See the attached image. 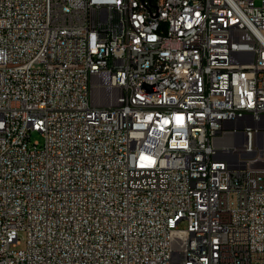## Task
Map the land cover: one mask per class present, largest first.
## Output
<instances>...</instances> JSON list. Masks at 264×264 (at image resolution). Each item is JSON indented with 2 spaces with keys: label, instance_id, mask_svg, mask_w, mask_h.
<instances>
[{
  "label": "built area",
  "instance_id": "1",
  "mask_svg": "<svg viewBox=\"0 0 264 264\" xmlns=\"http://www.w3.org/2000/svg\"><path fill=\"white\" fill-rule=\"evenodd\" d=\"M187 253L264 264V0H0V264Z\"/></svg>",
  "mask_w": 264,
  "mask_h": 264
},
{
  "label": "bare ground",
  "instance_id": "2",
  "mask_svg": "<svg viewBox=\"0 0 264 264\" xmlns=\"http://www.w3.org/2000/svg\"><path fill=\"white\" fill-rule=\"evenodd\" d=\"M96 48L109 49V59H117L116 47H110V35H103V40L96 41ZM101 61H108V50H99ZM195 144V134H187V143H182V152H191ZM173 157V150H164L163 158ZM185 164H192V155H185ZM199 261V254L187 253L180 256V264H192Z\"/></svg>",
  "mask_w": 264,
  "mask_h": 264
},
{
  "label": "rangeland",
  "instance_id": "3",
  "mask_svg": "<svg viewBox=\"0 0 264 264\" xmlns=\"http://www.w3.org/2000/svg\"><path fill=\"white\" fill-rule=\"evenodd\" d=\"M257 4H259V2H257ZM32 142H35V141H40L41 143H43V137L40 135V134H38V133H34L33 135H32ZM179 228L180 229H185L186 228V223L185 222H182V223H180V225H179ZM25 235L24 234H21L20 235V245H18V246H16L15 247V249H22V248H24L25 247Z\"/></svg>",
  "mask_w": 264,
  "mask_h": 264
}]
</instances>
